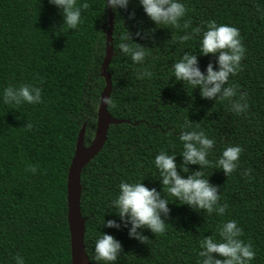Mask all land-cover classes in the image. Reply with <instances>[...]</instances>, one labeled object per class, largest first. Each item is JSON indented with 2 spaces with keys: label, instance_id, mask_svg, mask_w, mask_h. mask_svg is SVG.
<instances>
[{
  "label": "trees",
  "instance_id": "1",
  "mask_svg": "<svg viewBox=\"0 0 264 264\" xmlns=\"http://www.w3.org/2000/svg\"><path fill=\"white\" fill-rule=\"evenodd\" d=\"M84 2L89 7L81 11L82 23L69 30L48 0H0V93L9 85L41 89L37 105H5L0 98V264H15L17 255L25 264H71L67 174L82 127L85 146L95 135L109 27L105 0H76L77 6ZM182 2L186 14L179 23L188 21V29L156 26L137 0H129L126 9H112L107 111L123 123L109 127L103 148L80 176L84 247L91 264H104L94 252L100 232L121 244L115 264H197L199 242L205 236L218 240V228L227 220L237 222L240 239L255 251L250 264H264V0ZM209 20L238 28L246 49L241 70L228 81L237 92L233 99L246 94L248 109L239 115L229 101L202 99L198 88L172 75V63L188 51L197 54L202 72L209 62L215 68L214 56L198 53L199 33L179 40L194 28L203 30ZM147 30L152 31L144 36ZM127 32L129 43L149 48L143 64L119 51ZM145 69L151 78L137 79ZM185 130H203L215 141L209 167L200 170L218 186L219 203L227 205L223 216L194 211L160 185L154 157L161 150L175 153L181 164L178 137ZM229 145H239L242 153L237 170L225 177L215 161ZM28 166L36 172L26 171ZM187 167L188 174L198 169ZM122 180H142L169 201L164 233L143 229L145 244L130 239L123 225L117 230L102 224L108 219L119 223L111 199Z\"/></svg>",
  "mask_w": 264,
  "mask_h": 264
},
{
  "label": "clouds",
  "instance_id": "2",
  "mask_svg": "<svg viewBox=\"0 0 264 264\" xmlns=\"http://www.w3.org/2000/svg\"><path fill=\"white\" fill-rule=\"evenodd\" d=\"M60 13L63 19L61 25L69 30L77 29L82 23L81 11L89 7L88 3L79 6L76 0H48ZM147 18L156 26L165 25L174 28L183 27L188 29L190 23H179L186 14V6L182 0H137ZM129 0H105L104 7L126 9ZM130 14V17L133 16ZM61 27V26H60ZM59 27V28H60ZM152 30L144 31L148 36ZM195 33L200 34L198 53L200 56L212 55L215 57V68L209 62L202 72L197 64V54L184 52V54L172 63V75L175 81L190 85L192 89L198 88L202 99H223L230 103V110L239 115L246 112L248 104L246 94L237 99L235 88L228 84L229 77L235 76L241 70V61L246 49L241 42L239 29L228 24H217L215 20H209L203 30L194 28L191 33H185L179 37L180 41H187ZM140 37L141 32L136 33ZM132 41L129 33L121 37L117 45L119 51L130 57L134 64H143L148 55V47ZM152 73L147 69L137 75V79L151 78ZM227 85V86H226ZM0 98L5 105H20L21 103L37 105L41 103V89L30 84H21L18 87L9 85L3 88ZM111 103V101H109ZM30 129V124H24ZM182 151L179 156L182 163H176V154H168L161 150L155 155L153 165L159 174L160 185H163L167 194L180 204L187 205L194 211L202 210L208 214L215 213L217 216L225 214L227 205L219 203L220 195L218 186L210 184L208 177L200 169L209 167L208 159L215 141L209 138L203 130H185L179 134ZM242 148L239 145L226 146L215 161L218 170H222L225 177L237 170ZM187 165H197L198 169L189 173ZM185 175H180L177 171ZM26 171L35 173L34 166H28ZM142 181V180H141ZM138 182L121 181L118 191L111 199L117 220H103L105 228L119 230L123 225L127 228V235L144 243L148 238L142 234L143 229L152 234H162L165 231V221L168 218L169 201L164 198L161 191L149 188ZM219 239L205 236L199 242L197 264H250L255 258V251L249 243L240 237L242 229L235 220H227L218 228ZM122 248L120 242L110 234L100 232L95 240L94 252L97 261L104 264H115ZM15 264H25L22 256H14Z\"/></svg>",
  "mask_w": 264,
  "mask_h": 264
},
{
  "label": "water",
  "instance_id": "3",
  "mask_svg": "<svg viewBox=\"0 0 264 264\" xmlns=\"http://www.w3.org/2000/svg\"><path fill=\"white\" fill-rule=\"evenodd\" d=\"M108 17L109 27L106 31L105 57L101 67V77L105 86L98 105L95 135L90 145L85 146V126L82 127L77 136L74 155L67 174V224L70 236L71 264H91L84 247L85 219L82 218L80 212L81 173L103 148L109 127L123 123V121L113 119L107 111L112 92L111 78L107 73L109 63L113 58L112 31L114 18L111 7H108Z\"/></svg>",
  "mask_w": 264,
  "mask_h": 264
}]
</instances>
